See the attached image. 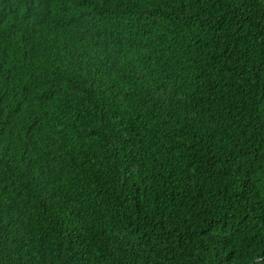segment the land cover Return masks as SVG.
<instances>
[{
  "label": "trees",
  "instance_id": "1",
  "mask_svg": "<svg viewBox=\"0 0 264 264\" xmlns=\"http://www.w3.org/2000/svg\"><path fill=\"white\" fill-rule=\"evenodd\" d=\"M0 264H264V0H0Z\"/></svg>",
  "mask_w": 264,
  "mask_h": 264
}]
</instances>
